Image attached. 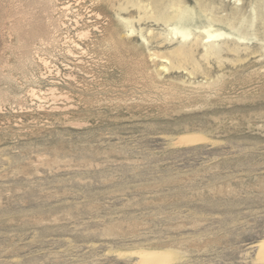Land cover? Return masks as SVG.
I'll use <instances>...</instances> for the list:
<instances>
[{"label": "rangeland", "instance_id": "obj_1", "mask_svg": "<svg viewBox=\"0 0 264 264\" xmlns=\"http://www.w3.org/2000/svg\"><path fill=\"white\" fill-rule=\"evenodd\" d=\"M261 240L264 0H0V264Z\"/></svg>", "mask_w": 264, "mask_h": 264}, {"label": "bare ground", "instance_id": "obj_2", "mask_svg": "<svg viewBox=\"0 0 264 264\" xmlns=\"http://www.w3.org/2000/svg\"><path fill=\"white\" fill-rule=\"evenodd\" d=\"M52 21V20H51ZM34 24V21H33ZM37 24V23H35ZM39 24V23H38ZM36 27V25H35ZM45 27V26H44ZM31 29V28H30ZM35 30V29H34ZM55 31V30H54ZM181 32V31H180ZM28 33V32H27ZM182 33V32H181ZM208 37L210 38H216V37H220L221 34H216V33H211L208 30L206 31ZM30 35V34H29ZM50 39V38H49ZM26 49V48H25ZM25 52V51H24ZM182 137V136H181ZM183 139V137H182ZM197 139H193V138H189L186 137L184 138L185 142H195ZM257 247H258V257H262L264 258V240H261L257 243ZM136 253V252H135ZM138 256L140 258V260L143 262V264H166L169 262L170 260V255L165 254V253H161V252H140L138 253Z\"/></svg>", "mask_w": 264, "mask_h": 264}]
</instances>
